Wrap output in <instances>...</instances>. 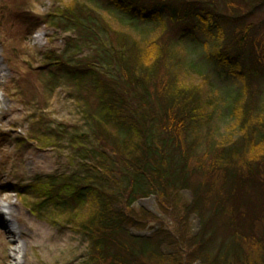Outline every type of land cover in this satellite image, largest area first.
<instances>
[{"label": "trees", "instance_id": "1", "mask_svg": "<svg viewBox=\"0 0 264 264\" xmlns=\"http://www.w3.org/2000/svg\"><path fill=\"white\" fill-rule=\"evenodd\" d=\"M54 2L43 24L68 36L37 67L21 45L36 17L33 0H15L20 27L9 43L16 52L6 51L10 35L1 30L21 85L38 92L7 91L27 109L24 143L38 142L67 161L66 171L17 183L22 204L38 220L84 238L82 264H182L172 225L133 206L150 195L170 218L199 220L192 244L199 241L203 262L201 239L216 230L231 235L232 244L220 249L224 260H242L238 243L248 238L262 239L264 249V19L244 21L264 13V0ZM187 40L238 84L225 103L230 136L220 142L207 133L215 93L188 61ZM180 67L202 85L179 81ZM151 222L160 223L150 226L151 236L131 234ZM163 243L173 248L164 251Z\"/></svg>", "mask_w": 264, "mask_h": 264}, {"label": "rangeland", "instance_id": "2", "mask_svg": "<svg viewBox=\"0 0 264 264\" xmlns=\"http://www.w3.org/2000/svg\"><path fill=\"white\" fill-rule=\"evenodd\" d=\"M33 4V14L36 17H33L26 24V29L31 30V32L27 34L28 40L25 38L21 45L28 51L29 55L33 56L31 61H34L36 66L40 65L38 62L43 56L64 48V39L68 36V33L43 24L41 18L43 14L53 12L55 7L54 0H33ZM263 19L264 13H260L252 15V17L247 16L244 21L249 24L250 22H258ZM186 48L189 53L188 61L193 62L194 67L197 68L195 69L198 70L206 82H209L215 93L216 100L214 104L216 108H214L217 114L209 113L207 133L214 131L215 138L220 142L230 134L233 126L227 115L225 103L228 101V95L232 96L234 93L233 97L235 96L238 84L228 78L225 75L226 73L222 72L220 74L219 71L221 70L217 69L213 63L206 61L201 47H197L192 41L187 40ZM175 58L177 59V57ZM0 61V69L4 68V71L0 72V205H8L10 209V211H7L0 208V264H82L88 253L87 241L67 228L57 229L45 221L38 220L14 193L17 183L27 184L37 176L66 171L67 161L54 149L42 147L38 142L28 141L24 143L27 141L26 131L31 128V124L25 120V111L27 109L12 95L10 96L7 91L11 86L9 90L21 88L23 91L29 92L31 89L36 97L38 92H36L37 90L34 92L29 84L21 85L20 76H18L13 67L12 69L9 68L6 62L1 40ZM12 66L14 65L12 64ZM185 67L187 65L182 66L183 69ZM183 79L185 82L196 86L198 83L202 85L201 78L199 79L193 74L184 73L181 69L179 81H183ZM53 105V119L55 120V102H53ZM56 112L64 114L61 108H56ZM20 137L25 139H19L20 142L17 146L16 139ZM200 160L196 157L190 158L193 166L199 165ZM182 193L184 199H191L189 191H183ZM133 206L135 208H144L151 212L158 217V220L161 221L160 223L168 226L172 225L171 231L174 232L176 239L179 236L181 240L178 238L175 241H171V244L174 246L178 244L175 248L181 254L182 264H218L223 258V255L221 256V246L232 244L231 235L226 231L216 230V234L213 235L208 232L201 239L203 244H205V259L203 262V259H200L203 255H199V252L195 251V246L199 241L194 246L192 244L195 240L193 236L201 234V225L195 216H190L191 218L181 222L170 218L169 215L158 209L156 200L152 195L137 199ZM3 211L11 213L13 224L10 228L7 227L9 226L7 216L3 215ZM160 223L151 222L143 230L131 229V234L151 236L152 230L149 229L150 226H158ZM184 227H187V230H184ZM184 231L187 234H184ZM255 232L257 233L256 229ZM214 237L215 239H213ZM238 244L243 251L242 260L233 261L232 256H230L229 260L222 259L224 264H264L262 239L251 240L248 238L243 242L239 241ZM169 245V243L167 245L163 243V250L169 251L170 248H173L172 245ZM245 250L248 251L250 257Z\"/></svg>", "mask_w": 264, "mask_h": 264}, {"label": "bare ground", "instance_id": "3", "mask_svg": "<svg viewBox=\"0 0 264 264\" xmlns=\"http://www.w3.org/2000/svg\"><path fill=\"white\" fill-rule=\"evenodd\" d=\"M29 5L25 6L26 7L25 13H27V14L32 12L31 11L32 6L31 5L29 6ZM0 10H1L0 11V40H1V45H2L3 49L5 50V48L7 46V42H8V46H7L6 51L9 49V51L16 52L15 48L12 47L9 43V42H11L12 34L16 35V29H18L20 27V21H19L18 15L15 12V0H0ZM3 17H4V19H3ZM5 28L8 31V36L10 35L9 37H7V42L5 41V39L1 33V30L5 29ZM20 39L22 40V39H24V37L21 36ZM26 40H28V39L26 38ZM6 62L9 66V68H11V66H10L11 63H9L7 61V59H6ZM0 64H1V61H0ZM3 71H4V68H1L0 72H3ZM0 208L2 210L10 211L9 206L5 205V204L0 205ZM10 214H11L10 212L5 213L3 211V215L7 216V222L9 225V226H7L8 228L12 227V224H13L12 219H11L12 217Z\"/></svg>", "mask_w": 264, "mask_h": 264}]
</instances>
